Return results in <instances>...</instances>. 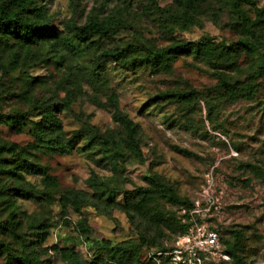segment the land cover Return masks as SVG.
Here are the masks:
<instances>
[{
    "label": "rangeland",
    "instance_id": "obj_1",
    "mask_svg": "<svg viewBox=\"0 0 264 264\" xmlns=\"http://www.w3.org/2000/svg\"><path fill=\"white\" fill-rule=\"evenodd\" d=\"M255 1L264 9V0ZM34 5L44 22L67 39L68 27L82 26L90 18L113 17L123 24L110 38H92V46L73 40V50L49 43L31 47L25 57L13 44L0 45V63L6 67H0V113L25 114L37 121L39 108L56 104L66 137L90 125L103 136L123 140L124 129L113 120L118 112L135 125L140 155L127 156L114 172L97 160L96 150L89 159L75 152L49 156L33 148L29 127L17 132L0 125V224L5 228L0 242L12 253L36 254L48 264H67L59 253L63 248L89 263L96 247L139 243L141 237L170 247L175 233L162 227L161 233L148 217L127 215L120 195L116 206L107 207L85 184L94 174L110 188L131 191L145 186L143 177L157 176L179 198L207 208L203 219L229 243L238 232L248 264H264V73L258 70L264 61V26L248 37L258 50L242 51L236 70H214L194 55H183L164 71L132 72L101 54L127 44L161 49L203 37L218 45L243 38L227 0H35ZM186 14L193 24L177 20ZM60 56L61 71L55 66ZM96 65L106 85L91 78L90 68ZM30 77L39 82L29 84ZM112 95L116 105L109 100ZM166 95L171 96L164 100ZM14 148L29 152L30 161L57 178L59 188L53 190L51 203L15 196L14 182L1 173L14 159ZM25 182L38 187L40 177L27 175ZM66 188L86 193L88 201L62 216L59 199ZM8 203L15 212L16 233L10 230ZM178 209L165 203L159 207L167 218L180 216ZM33 221L50 227L41 240L29 227ZM154 244L142 247L140 264H147L148 253L155 254L156 264H170L166 252ZM119 253L130 256L128 250ZM215 261L228 264L217 257ZM0 264L11 262L0 253Z\"/></svg>",
    "mask_w": 264,
    "mask_h": 264
},
{
    "label": "trees",
    "instance_id": "obj_2",
    "mask_svg": "<svg viewBox=\"0 0 264 264\" xmlns=\"http://www.w3.org/2000/svg\"><path fill=\"white\" fill-rule=\"evenodd\" d=\"M34 4L35 0H0V45L5 48L13 44L12 46H17L21 49L25 57L29 54L31 47L49 43L54 48L61 46L66 50H73L77 47L74 45L73 40L76 41L77 45L89 44L92 46L94 45V42H90L92 38H110L123 24L113 17H107L101 21L90 18L82 26L68 27L71 39H67L50 27L48 23L44 22L41 11L34 7ZM227 4L231 13L236 18L234 24L243 35V38H240L236 43L218 45L210 37H203L195 42H174L161 49L153 46L145 47L127 44L122 48L105 51L101 54V57L111 59L132 72L145 68L153 69L155 72L164 71L178 57L183 55H194V57L200 58L214 70H236L237 61L242 51L251 53L258 50V47H255L248 37H253L255 30L264 26V9L258 7L255 0H227ZM177 20L179 22L191 20L190 23H194L192 21L193 18H189L187 14L177 17ZM63 61V56H60L55 63L59 71L61 69L58 67H62ZM97 66L90 68L91 78L101 85H106L97 73ZM0 67L3 70L6 68L1 63ZM258 70L264 73V61ZM28 82L29 84H34L39 81L37 77H30ZM74 88L78 90L80 86L75 84ZM170 96L166 95L163 99L167 100V97ZM109 100L114 105L117 104V99L114 95ZM59 107V105L54 104L39 108L40 119L37 121L28 119L25 114L0 113V125L7 126L17 132L29 127L34 138L33 148L49 156L69 155L75 152L89 159L92 158L96 150L100 154L97 160L108 163L114 172H116L119 166L121 167L127 156L135 159L139 157L140 152L135 139L136 127L127 117L118 112H115L113 115V120L124 129L126 138L123 140H114L113 138L103 136L90 125H84L69 137H66L61 123L55 115ZM82 136L86 138V141L81 146L76 147ZM12 150L14 159L8 166L1 168V173L14 182L16 186L14 188L15 196L26 200H44V202L51 203L53 190L59 188L57 178L50 175L46 167L30 161L27 157L29 152L15 148ZM27 175L39 176L40 185L37 187L25 182V176ZM143 180L145 186L131 191H117L110 188L107 183L94 174L85 181V184L94 191L93 197L100 201L103 200L107 207L115 205V199L120 195L122 198L120 207L127 215L130 212H134L144 218L148 217L161 233L162 229L175 233L176 237L173 240V244L170 247H165L163 243L162 245H157L153 241L141 237L139 243L126 242L109 248L98 246L96 247L94 257L89 263H81L71 248L60 249V256L67 264H140V252L144 246H147L148 249V247L150 248L154 244L158 246V249L160 247L159 251L163 252L171 251L174 248L173 246L177 237L184 234L190 225L189 217L187 214L181 213L180 216L167 218L159 210L160 203L176 206L180 212H188L194 207V202L179 198L175 191L157 176H146L143 177ZM86 195L84 192H78L73 189H63L59 199L62 216L67 215L70 207L75 211H79L88 201ZM105 195L106 197L103 198ZM7 208L9 211L10 230L16 233L18 227L12 204L8 203ZM80 226L82 228V225ZM29 227L32 232L38 234L40 240L47 236L48 229L50 228L48 224L37 221L31 222ZM4 229L0 224V233H3ZM81 231L84 233L83 228ZM217 231L224 245L223 252L229 257L227 263L248 264L242 256L238 232H232L233 241L229 243L224 239L220 231ZM125 250L130 251L128 258H124L119 253ZM0 253L5 254L11 264H48L45 261H41L36 254L12 253L11 249L1 242ZM154 256L155 254L152 255V253L147 254V264H156L153 261Z\"/></svg>",
    "mask_w": 264,
    "mask_h": 264
},
{
    "label": "built area",
    "instance_id": "obj_3",
    "mask_svg": "<svg viewBox=\"0 0 264 264\" xmlns=\"http://www.w3.org/2000/svg\"><path fill=\"white\" fill-rule=\"evenodd\" d=\"M206 210L196 202L188 212L182 211L188 215L190 225L184 234L177 237L174 248L163 253L170 264H216V257L229 260L223 252L220 234L209 221L203 219Z\"/></svg>",
    "mask_w": 264,
    "mask_h": 264
}]
</instances>
